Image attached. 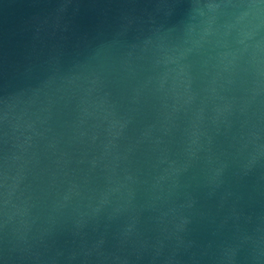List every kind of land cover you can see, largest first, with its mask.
Wrapping results in <instances>:
<instances>
[{
  "label": "water",
  "instance_id": "water-1",
  "mask_svg": "<svg viewBox=\"0 0 264 264\" xmlns=\"http://www.w3.org/2000/svg\"><path fill=\"white\" fill-rule=\"evenodd\" d=\"M0 264H264V0H0Z\"/></svg>",
  "mask_w": 264,
  "mask_h": 264
}]
</instances>
